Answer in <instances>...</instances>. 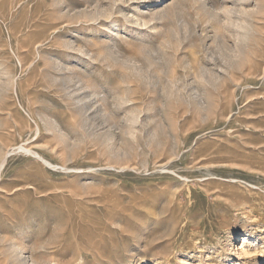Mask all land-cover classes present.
Returning <instances> with one entry per match:
<instances>
[{
	"label": "rangeland",
	"instance_id": "374dc122",
	"mask_svg": "<svg viewBox=\"0 0 264 264\" xmlns=\"http://www.w3.org/2000/svg\"><path fill=\"white\" fill-rule=\"evenodd\" d=\"M22 1L0 264H264V0Z\"/></svg>",
	"mask_w": 264,
	"mask_h": 264
},
{
	"label": "bare ground",
	"instance_id": "6f19581e",
	"mask_svg": "<svg viewBox=\"0 0 264 264\" xmlns=\"http://www.w3.org/2000/svg\"><path fill=\"white\" fill-rule=\"evenodd\" d=\"M16 1V0H15ZM24 1V0H23ZM22 1V2H23ZM12 4V3H11ZM30 5H31V3H29ZM19 7V6H18ZM17 7V8H18ZM31 8V7H30ZM13 9V8H12ZM12 12H13V10H12ZM264 18V17H263ZM112 23V22H111ZM214 139V138H213ZM218 139V138H217ZM205 141V140H204ZM213 141V140H212ZM223 142V141H222ZM201 144V143H200ZM14 147V146H13ZM17 149H18V152H21V151H23L24 153H26V154H28V155H33V156H35L36 158H37V160L38 159H41L42 160V156L40 157L33 149H30V148H27V147H25L22 143L20 144V145H18L17 147H16ZM16 151V150H15ZM14 150H13V152H15ZM17 152V151H16ZM211 153V152H210ZM181 154H182V152H181ZM207 155V154H206ZM7 156V155H6ZM6 156H5V158H6ZM181 157V156H180ZM5 158H4V161H5ZM4 161H3V163H1L0 164V173H2L1 172V170H2V167H3V164H5L4 163ZM47 161V160H46ZM215 161V160H214ZM48 162V161H47ZM213 164V163H212ZM48 165V164H47ZM62 168V167H61ZM165 169H166V167H165ZM68 170V169H67ZM164 171H166V170H164ZM167 171H168V169H167ZM138 172V171H137ZM173 172V171H172ZM174 174H176V173H174ZM178 175V174H177ZM179 176H180V174H179ZM187 177V176H186ZM211 177H213V176H211ZM182 178V177H181ZM204 178V177H203ZM208 178V177H207ZM186 179V178H185ZM199 179V178H198ZM190 180V179H189ZM201 181H202V179H200ZM210 180V179H209ZM208 180V181H209ZM227 180H229V179H227ZM236 180V179H235ZM207 181V180H206ZM222 181V180H221ZM230 181H232L233 182V180L231 179ZM204 182V181H203ZM228 183H231V182H228ZM224 184V183H223ZM255 188L257 189V187H256V185H254V184H251L250 185V192L251 191H253V189L255 190ZM258 190V189H257ZM261 190V189H260ZM262 190H264V189H262ZM261 190V191H262ZM144 192H146V195H147V191H144ZM139 194H143V193H139ZM138 194V195H139ZM117 195V194H116ZM146 195L144 194V196L146 197ZM118 196V195H117ZM141 197V196H140ZM120 198V197H119ZM138 198V197H137ZM136 199V198H135ZM141 200V199H140ZM137 201H139V200H137ZM142 207V206H141ZM147 208H148V206H147ZM153 210H151L150 212H152ZM111 215H110V218H111V216H112V213H110ZM119 214V213H118ZM115 216V215H114ZM117 216V215H116ZM112 230V229H111ZM138 237H139V235H137ZM140 237H141V234H140ZM239 255V254H238Z\"/></svg>",
	"mask_w": 264,
	"mask_h": 264
}]
</instances>
